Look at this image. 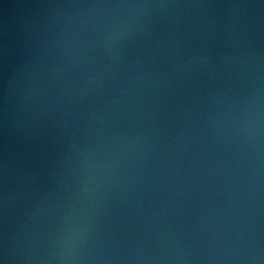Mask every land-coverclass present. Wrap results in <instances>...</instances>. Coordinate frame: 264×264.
<instances>
[{
  "label": "water",
  "instance_id": "obj_1",
  "mask_svg": "<svg viewBox=\"0 0 264 264\" xmlns=\"http://www.w3.org/2000/svg\"><path fill=\"white\" fill-rule=\"evenodd\" d=\"M0 264H264V0H0Z\"/></svg>",
  "mask_w": 264,
  "mask_h": 264
}]
</instances>
